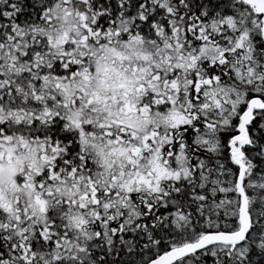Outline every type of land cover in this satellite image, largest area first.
<instances>
[{
  "label": "snow or ice",
  "instance_id": "1",
  "mask_svg": "<svg viewBox=\"0 0 264 264\" xmlns=\"http://www.w3.org/2000/svg\"><path fill=\"white\" fill-rule=\"evenodd\" d=\"M0 264H264V0H0Z\"/></svg>",
  "mask_w": 264,
  "mask_h": 264
}]
</instances>
